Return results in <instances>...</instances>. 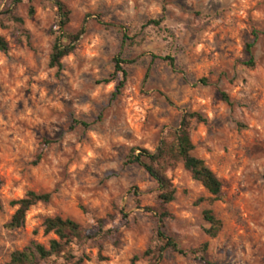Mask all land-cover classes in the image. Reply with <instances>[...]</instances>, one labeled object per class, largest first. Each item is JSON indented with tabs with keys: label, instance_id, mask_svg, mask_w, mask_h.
Listing matches in <instances>:
<instances>
[{
	"label": "clouds",
	"instance_id": "clouds-1",
	"mask_svg": "<svg viewBox=\"0 0 264 264\" xmlns=\"http://www.w3.org/2000/svg\"><path fill=\"white\" fill-rule=\"evenodd\" d=\"M0 264H264V0H0Z\"/></svg>",
	"mask_w": 264,
	"mask_h": 264
}]
</instances>
